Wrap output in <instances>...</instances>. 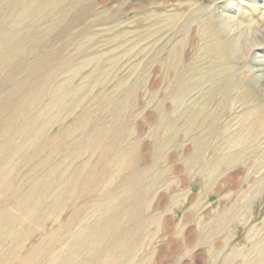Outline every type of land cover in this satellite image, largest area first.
<instances>
[{"label": "rangeland", "instance_id": "374dc122", "mask_svg": "<svg viewBox=\"0 0 264 264\" xmlns=\"http://www.w3.org/2000/svg\"><path fill=\"white\" fill-rule=\"evenodd\" d=\"M261 61L264 0H0V223L34 188L39 212L19 260L45 234L87 227L99 247L60 258L254 264Z\"/></svg>", "mask_w": 264, "mask_h": 264}, {"label": "bare ground", "instance_id": "6f19581e", "mask_svg": "<svg viewBox=\"0 0 264 264\" xmlns=\"http://www.w3.org/2000/svg\"><path fill=\"white\" fill-rule=\"evenodd\" d=\"M220 19H222V20L219 22L220 26L219 25L217 26L218 27L217 31H221V28L224 29L226 27H227L226 29H228L229 26L232 29L234 22L232 21L231 18L226 17V18H220ZM240 33H241V35L238 37V39L243 38L244 41H246L242 32H240ZM238 39L237 38L231 39L230 43H228V44L232 45L230 47V51L232 50L234 52L235 51L234 48H236V47H234V45L240 44L241 40L239 41ZM213 45L217 46V48L220 49V54H221L220 56H222L223 59L227 57L226 52H228V48H229L228 45L226 46L225 44H223L221 39L219 40V44H213ZM242 46L245 48V50H247V48H249V47H251V49H254L257 46H259V44H257V42H254L253 44H249V43L248 44H242ZM242 46H239V47L241 48ZM237 48H238V46H237ZM236 50H238L237 52H239V49H236ZM227 59H228V57H227ZM260 65L262 66V68H260V70H258V71L264 73V61L263 62L261 61ZM256 76L257 77L259 76V78L264 77L263 74H259ZM262 109H263L262 107H257V108L250 110L249 112H247V117H250L251 115H253V116L257 115V117H259V116L261 117L263 115V113L261 114V112H263ZM259 121H261V120L259 119ZM259 121H255L254 123H257ZM218 162L221 163V161H218ZM70 185H71V181H67L64 185V188L67 190V189H69ZM34 190H35V188H34ZM34 190H28L27 193L24 194L19 199L22 206H25L27 208V209H25V211L22 212L23 214H20L19 216L15 217L14 213H12L11 211L8 212L9 209L7 211L2 212V214H1V217L4 220H8V224L3 225V227H2V225L0 223V264H73L69 260L70 258L68 256L75 253L76 250L75 251H69L71 249V247H78V251L83 250L84 247L87 248L86 246H90V245H94V244H97V246L99 247L102 235H94V234H91V232L88 233L87 227L84 228L83 234L82 233L80 234V232L79 233L73 232L72 227L67 228V229L60 228L59 230H57L55 232L45 234L42 237H40L32 245L30 251L27 254H25L24 257H22V259L19 260L21 254H22V252L26 246V242L28 241L27 238H29V236L36 231V228L28 226L27 222L30 220L35 221V220L39 219V218H37L39 212H37V213L34 212L36 205H33L30 202L33 199L31 196L36 193ZM122 192H124V191H122ZM138 205H139V203H138ZM42 208H43V205L41 207V212L43 213ZM135 210H137V208L133 209L131 212H134ZM51 211L52 210L47 208L46 210H44V214L50 213ZM16 222H18L19 224L16 225ZM85 222H86L85 220H82L79 224L80 227L82 225H84ZM254 230H257V229H254ZM254 233H255V231H254ZM261 238L262 237L260 236V239ZM23 239L24 240L26 239V240L24 241ZM254 241L255 242H253V245H254V243H256L254 250L257 251V258L255 259L254 264H264V260H262V257L264 255V238L262 240H258V242H256V240H254ZM67 249H69V250H67ZM234 249H235V247H234ZM100 251H101V249H100ZM233 252H234V250H233ZM68 253H70V255H67L63 258H60L61 256H64ZM52 255H55V256L52 258Z\"/></svg>", "mask_w": 264, "mask_h": 264}]
</instances>
